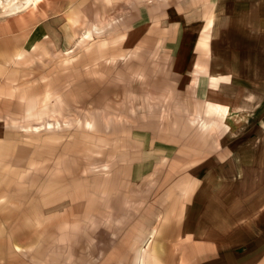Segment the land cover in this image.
I'll use <instances>...</instances> for the list:
<instances>
[{
    "label": "rangeland",
    "instance_id": "obj_1",
    "mask_svg": "<svg viewBox=\"0 0 264 264\" xmlns=\"http://www.w3.org/2000/svg\"><path fill=\"white\" fill-rule=\"evenodd\" d=\"M244 1L249 11L237 12L238 0H40L0 10V264H156L149 249L165 227L177 230L161 221L184 196L170 189L206 182L204 169L233 173L229 192L264 206V0ZM228 13L243 33L230 42ZM211 30L214 71L235 74L240 59L259 111L226 122L205 114L198 80L177 75L190 71L199 38L207 57ZM240 39L249 47H235ZM239 88L228 91L236 108ZM149 130L176 139L180 152L136 183L132 134ZM236 167L247 170L234 176Z\"/></svg>",
    "mask_w": 264,
    "mask_h": 264
},
{
    "label": "crops",
    "instance_id": "obj_2",
    "mask_svg": "<svg viewBox=\"0 0 264 264\" xmlns=\"http://www.w3.org/2000/svg\"><path fill=\"white\" fill-rule=\"evenodd\" d=\"M39 1L37 0L35 5ZM259 1L255 0L249 6L254 5L258 8L257 3ZM246 5H248L246 1L238 0V3H235L236 11L245 9L249 11ZM255 15L257 14L255 13ZM232 16V13H228L227 17L230 18L229 25L223 29V40L226 42H230L231 38H235L234 36L241 38L243 34L242 29L240 30V28L236 27V18ZM257 22L258 31L264 33V22ZM213 27L214 24L212 29ZM211 37L212 30L210 31L209 49L206 51L207 57L200 56L204 52L200 49L202 38H199L191 46L190 71L180 70L176 72L177 75L183 79H197L199 97L205 98L206 101L227 106L230 114L239 113V118L244 117V114L241 113L251 111L253 107L254 111H259L260 106L255 107L248 103L251 101L248 99L246 90L247 80L238 74L241 69L243 70L241 67L243 63L240 59H238L239 70L235 74L233 72L222 74L214 71L212 60L215 57L214 53L218 46L216 38ZM239 41L240 45H234L235 47L239 49L244 45L247 48L249 47L245 43L243 44L242 39ZM194 44L198 48L197 56L194 54ZM251 44L250 48H252V51L260 50L256 43L253 45L252 41ZM179 63H176L177 66ZM201 64L205 66L203 70L195 71V67L199 69ZM212 78L220 79V82L215 87L212 86ZM224 78L229 80L225 81ZM243 78L244 82H242ZM236 86L240 87V91L243 92L242 103L240 102L237 108L232 103L233 97L228 95V91L234 94L232 90ZM251 95L255 98L257 93H251ZM132 136L133 151L130 155L132 164L129 174L133 182L142 183L148 177L156 176L162 170V165L176 159L179 155L180 146L176 139H164L150 130L146 133L133 132ZM210 157L212 155L207 156L206 159H212ZM192 168H189L188 171L190 175H198L193 173L196 168ZM186 170L182 171L180 169L175 175H188ZM204 170L203 174L202 172L200 173L209 177L205 179L206 182H202V180L187 182L185 178L180 183L173 184V189H170V191L183 190L182 194L184 196H180V199L174 201L173 205H171L173 208L161 222L164 224L176 223L177 230L170 232L169 230L172 228L165 227V230H162L157 239H154L152 248L150 247L149 249L150 258L152 255L156 256L154 261L151 260L152 263L264 264V206L259 204V201L251 199L252 196L248 198L246 194V199L240 200L238 196L234 197L229 192L228 188L233 186L229 182L233 178V173H226V169L223 168ZM246 170L247 168L236 167L234 169L236 175L234 176H238L241 172L245 173ZM227 175L232 176V178H227ZM245 191L247 192V188Z\"/></svg>",
    "mask_w": 264,
    "mask_h": 264
},
{
    "label": "bare ground",
    "instance_id": "obj_3",
    "mask_svg": "<svg viewBox=\"0 0 264 264\" xmlns=\"http://www.w3.org/2000/svg\"><path fill=\"white\" fill-rule=\"evenodd\" d=\"M36 1L37 0H0V10L4 15H14L26 10L32 5L34 6L36 4ZM224 79L226 81L227 78ZM219 82H220L219 78H212V85L217 86ZM208 102L209 104L204 111L205 114L209 115L212 112L214 113V115L220 117L223 121L226 122L230 114L228 107L218 103H213L210 101ZM218 125H221L220 121L214 124V126H218ZM224 126L227 129L229 127L226 123L224 124ZM151 235L154 236V232H152Z\"/></svg>",
    "mask_w": 264,
    "mask_h": 264
}]
</instances>
